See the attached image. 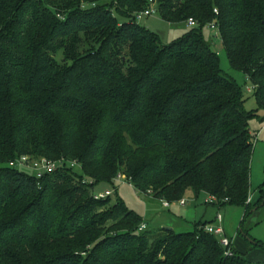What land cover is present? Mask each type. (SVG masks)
I'll return each mask as SVG.
<instances>
[{"label":"trees","instance_id":"16d2710c","mask_svg":"<svg viewBox=\"0 0 264 264\" xmlns=\"http://www.w3.org/2000/svg\"><path fill=\"white\" fill-rule=\"evenodd\" d=\"M153 1L171 24H197L163 44L137 22L150 0H0V264H250L233 246L226 255L206 223L140 230L117 194L94 196L124 173L161 201L192 192L247 213L264 205L263 187L247 202L264 0ZM212 23L257 108L221 68L204 33ZM23 155L81 166L37 178L9 165Z\"/></svg>","mask_w":264,"mask_h":264},{"label":"rangeland","instance_id":"374dc122","mask_svg":"<svg viewBox=\"0 0 264 264\" xmlns=\"http://www.w3.org/2000/svg\"><path fill=\"white\" fill-rule=\"evenodd\" d=\"M152 5L158 8L156 1L149 2L147 8ZM137 22L157 33L163 44H171L172 42H174L185 32L186 27L184 25L187 24L188 26V22L179 25L171 24L170 22L164 20L158 12L149 16L145 15L141 19H137ZM204 33L207 39L211 41L212 48L216 52H218L221 68L223 69L224 73L235 77L239 83L245 84V87L247 88L244 103L245 108L247 110H253L257 108V102L254 96L252 84L247 80L244 73L235 70L231 66L228 54L219 34L215 30L211 29L210 26H206L204 28ZM62 57V53H59L57 55V59L59 61L62 60ZM250 125L253 133L254 143L250 170V193L252 196H255V199H258L261 196L260 189L262 187L264 188L263 110H259V117L254 118L251 121ZM30 157L35 158L33 156ZM18 169L27 173H33L29 168ZM109 188H112L111 185L101 183L95 188L94 191L102 192ZM116 194L124 200L128 208L134 210L140 215V217H142L144 223L147 224L148 230L153 232L158 231L162 227H165V224L172 222L173 220L179 221L182 218L181 215H184L182 214V209L177 204L179 200L175 202H171L168 200L160 201L159 199L155 200L151 195H146L138 191L128 182H116L115 193L113 196H115ZM207 195L208 194H205L204 197H201V202L198 206H203L204 212L206 210H209L208 216H210V218L216 214V211L219 212L218 209H220V212L225 219L224 227L226 230V235L229 238L235 239L236 244L233 245V247L238 246L240 250H243L250 264H264V246H256L254 244V239L259 240L264 244V205L257 209L254 208V210L250 209L248 213L245 207L235 204H226L223 207L216 209V207L208 205L205 202L207 199ZM191 198V200L194 199L193 197ZM191 200L188 199V202H190ZM163 201H168L171 204V207L168 208L170 205L164 206ZM162 204L166 208H164ZM190 204H188L186 208L189 209L190 207L188 206H190ZM244 217L245 224L243 223V226L247 235L240 231V226ZM187 229H184L185 231L181 232H187Z\"/></svg>","mask_w":264,"mask_h":264},{"label":"built area","instance_id":"2783aa9c","mask_svg":"<svg viewBox=\"0 0 264 264\" xmlns=\"http://www.w3.org/2000/svg\"><path fill=\"white\" fill-rule=\"evenodd\" d=\"M154 2L153 0H151ZM158 12V8L155 6H150L149 8H146L139 12L137 14V19H141L143 16L147 15H152L154 13ZM217 12V10H216ZM197 24V21L193 18H190L188 20V26L192 27ZM211 29L217 31V26L212 23L210 24ZM10 166L17 167V168H29L32 170L33 174L37 178H42L47 174H51L55 172L58 168H62L64 166H70V167H75V166H81V164L75 160L70 161V160H65V159H59V160H50L45 157H40V158H31L30 156H21L15 160H12L9 163ZM117 180L124 183L127 182V177L125 174L119 173L117 176ZM84 182H87L86 180ZM89 183V182H88ZM115 189L114 188H109L106 189L102 192H94V196L96 199H102L106 198L107 196L114 195ZM252 201V195L249 196L247 202ZM207 204H216L218 203V198L215 195H207V199L205 201ZM179 203L181 205H184L186 203V199L182 198L179 200ZM164 206H169L170 203L168 201H163ZM223 221L224 217L221 213H218L216 217V224L209 223L204 226L205 230L217 235L220 239V243L226 248L225 249V254L226 255H232V246H233V240L232 238H229L226 235L225 228L223 226ZM147 228L146 223H142L140 226V230H145Z\"/></svg>","mask_w":264,"mask_h":264},{"label":"crops","instance_id":"0c3cea01","mask_svg":"<svg viewBox=\"0 0 264 264\" xmlns=\"http://www.w3.org/2000/svg\"><path fill=\"white\" fill-rule=\"evenodd\" d=\"M204 195H205V193H201L198 196H196L192 192H189L187 195H185V197H184L185 199L188 198L189 200H191L192 199L191 197H193L194 199L191 200L190 202H188V199H186V203L184 205H181L179 202H177V204L182 209V214H184V215H181L182 218L179 221L173 220L172 222L165 224V227H170V228L174 229L175 231L181 232V231H185L184 229H187V228H188L187 231H192L194 229L196 223H206V224L214 223V224H216L217 223L216 217H217L218 213H221L220 209H218L219 212L216 211V214L210 218V216H208L209 210H206L204 212L203 206H198L199 203L201 202V197L202 196L204 197ZM187 196H189V197H187ZM155 200H157V199H155ZM255 200H257V199H255V196H252V202H254ZM188 204H190V206H188V207H190L189 209L186 208ZM208 205H212V206L216 207V209L220 208L216 204H208ZM162 206H163V204H162ZM170 207H171V204L168 208H170ZM164 208H166V207H164ZM178 218H180V217H178ZM224 221H225V219H224ZM224 221H223V226H224ZM177 222H178V225H177ZM225 232H226V230H225ZM232 240H233V245H235L236 244L235 239L232 238ZM234 248H236L237 250L239 249L238 246H234ZM239 251L245 253L243 250L239 249Z\"/></svg>","mask_w":264,"mask_h":264},{"label":"water","instance_id":"95a60500","mask_svg":"<svg viewBox=\"0 0 264 264\" xmlns=\"http://www.w3.org/2000/svg\"><path fill=\"white\" fill-rule=\"evenodd\" d=\"M264 203V202H263Z\"/></svg>","mask_w":264,"mask_h":264}]
</instances>
